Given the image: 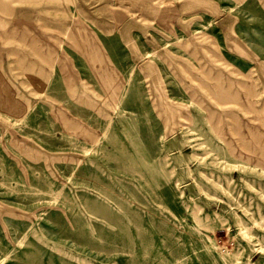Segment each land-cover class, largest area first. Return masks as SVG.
Returning <instances> with one entry per match:
<instances>
[{"label":"rangeland","instance_id":"rangeland-1","mask_svg":"<svg viewBox=\"0 0 264 264\" xmlns=\"http://www.w3.org/2000/svg\"><path fill=\"white\" fill-rule=\"evenodd\" d=\"M258 143L264 0H0V264H264Z\"/></svg>","mask_w":264,"mask_h":264},{"label":"bare ground","instance_id":"bare-ground-1","mask_svg":"<svg viewBox=\"0 0 264 264\" xmlns=\"http://www.w3.org/2000/svg\"><path fill=\"white\" fill-rule=\"evenodd\" d=\"M42 48V47H41ZM40 48V49H41ZM37 52H39L38 50H37ZM40 52H41V50H40ZM41 55H42V52L40 53ZM40 55V56H41ZM48 56V55H47ZM47 56H44L45 57V59H43V60H47L46 58H47ZM42 57V56H41ZM48 60H49V58H48ZM48 60H47V62H48ZM33 78L38 82V81H41V82H43V80H42V74L41 73H34V75H33ZM36 83V82H35ZM218 84V83H217ZM41 85H42V83H41ZM219 87H221V86H219ZM245 87V86H244ZM247 87V86H246ZM245 87V88H246ZM41 88V87H40ZM222 88V87H221ZM215 89V88H214ZM218 89V88H217ZM224 88H223V92H222V89L220 90H218L217 91V93H218V95L216 94V96H218V97H222V98H225V97H229L230 96V93H228L229 92V90H227V92H224ZM226 91V90H225ZM232 95V94H231ZM236 98V97H235ZM249 104V103H248ZM250 105V104H249ZM231 115V114H230ZM233 120H235V118L233 119ZM236 125H237V123H235ZM228 127H229V129H230V126L228 125ZM239 128V127H238ZM231 130V129H230ZM234 130V129H233ZM232 131V130H231ZM237 131H239V130H237ZM236 131V128H235V130L233 131V133L232 134H234L237 138H240L241 137V133L240 132H237ZM92 138H94L93 136H92ZM227 143H228V141H227ZM264 145V144H263ZM258 149H259V152H260V155H262V157H264V146H261L260 145V143H258ZM239 154V153H238ZM229 155H231V156H235V157H237V153H235V152H233V150H230L229 151ZM263 160H264V158H263ZM228 182V181H227ZM221 188H223V187H221ZM226 191V190H225ZM88 207H89V209H94L95 207H97V205L96 204H94V202L93 203H89L88 205H87ZM193 211V213H192V215H194V216H196L197 218H198V216L199 215H197V211H198V209H195V210H192ZM195 218V217H194ZM262 218H264V217H261V219ZM196 219V218H195ZM197 220V219H196ZM198 221H199V223H200V219L198 218ZM206 221V220H205ZM262 221V220H261ZM207 222V221H206ZM205 222V223H206ZM198 223V222H197ZM198 223V224H199ZM240 223V222H239ZM242 223V222H241ZM256 223H258V222H256ZM200 224H202V223H200ZM241 225V224H240ZM203 226H205V225H203ZM206 226H207V224H206ZM206 228H208V227H206ZM245 228L246 227H244V228H241L240 230L243 232V233H245L246 231H247V229L245 230ZM144 248V247H143ZM179 261V260H178ZM62 262H63V264H70V262L67 260V259H63L62 260ZM82 264H92L91 262H89V261H86V260H82Z\"/></svg>","mask_w":264,"mask_h":264}]
</instances>
